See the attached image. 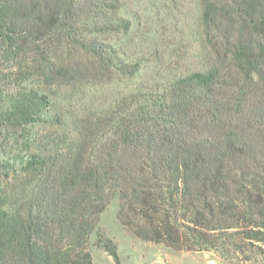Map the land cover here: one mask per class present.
<instances>
[{"label": "trees", "instance_id": "trees-1", "mask_svg": "<svg viewBox=\"0 0 264 264\" xmlns=\"http://www.w3.org/2000/svg\"><path fill=\"white\" fill-rule=\"evenodd\" d=\"M198 5L202 69L65 111L55 89L138 70L122 5L0 0V264H94V234L118 263L115 197L139 239L264 264V0Z\"/></svg>", "mask_w": 264, "mask_h": 264}, {"label": "rangeland", "instance_id": "rangeland-1", "mask_svg": "<svg viewBox=\"0 0 264 264\" xmlns=\"http://www.w3.org/2000/svg\"><path fill=\"white\" fill-rule=\"evenodd\" d=\"M117 1L132 26L129 32L116 35L113 41L125 59L138 61L139 68L130 76L121 75L108 83L92 84L86 91L55 89V99L65 111L108 105L123 92L162 83L169 77L204 67L206 58L198 27V0ZM118 210L119 200L115 197L100 214L98 222V229L117 246L118 263L97 244L94 234L89 242L94 264H233L213 250H174L163 243L139 239L124 228Z\"/></svg>", "mask_w": 264, "mask_h": 264}]
</instances>
